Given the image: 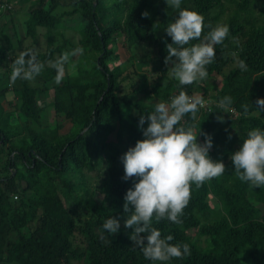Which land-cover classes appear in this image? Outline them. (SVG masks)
I'll return each mask as SVG.
<instances>
[{
  "label": "trees",
  "instance_id": "1",
  "mask_svg": "<svg viewBox=\"0 0 264 264\" xmlns=\"http://www.w3.org/2000/svg\"><path fill=\"white\" fill-rule=\"evenodd\" d=\"M8 2L30 5L22 40L13 41L0 30L3 52H12L8 62L15 67L20 54L28 53L25 59L35 56L41 67L33 79L21 77L18 82L11 80L12 68L0 75V97L8 91L10 109L13 106L19 115L16 121L10 109L5 112L0 107V264H161L146 259L128 238L132 230L124 227V221L131 211L124 210V195L137 178L122 179L120 158L143 139L138 121L154 111L150 99L175 89L202 91L199 98L207 106L198 107L200 118L192 125L193 117L186 114L180 127L194 128L196 134L200 131L202 143L203 134L212 137L209 156L225 162V173L199 186L192 184L179 223L153 218L151 227L159 229L162 237H173L169 243L190 248L189 255L163 264H264V187L251 192L229 158L248 131L264 129V114H255L257 98H264V0H182L181 8H191L204 17L201 37L186 46L204 41L218 23L229 27L223 43L214 46V61L206 66V78L222 77L218 89L207 86L204 79L180 85L166 75V44L164 49L161 41L166 37V43H171L164 29L178 10L174 13L165 0ZM145 11L147 18L141 15ZM73 14L71 28L77 38L65 32L66 18ZM114 35L130 45L129 53L134 44L142 50L158 49V82L120 91L136 67L147 66L150 56L134 50L126 65L110 66L117 59L107 48ZM37 45L45 51H37ZM4 58L1 51L0 60ZM240 59L246 62V71L237 66ZM69 63L75 74H61ZM162 84L164 91L158 93ZM142 89L150 99L132 102L125 98ZM50 90L55 91L52 107L56 116L63 115L71 123L63 135L56 129L39 128L37 106ZM225 96L232 99L230 110L218 104ZM115 129V141H109ZM124 136L130 147H119ZM97 165H104L106 179L90 187L85 172L94 171ZM255 199L260 205L253 204ZM112 216L121 224L113 235L102 229ZM192 228L196 239L186 235Z\"/></svg>",
  "mask_w": 264,
  "mask_h": 264
},
{
  "label": "clouds",
  "instance_id": "2",
  "mask_svg": "<svg viewBox=\"0 0 264 264\" xmlns=\"http://www.w3.org/2000/svg\"><path fill=\"white\" fill-rule=\"evenodd\" d=\"M5 1L3 9L9 16L13 12L11 5L30 6ZM165 3L178 10L175 18L164 29L166 36L171 38V43H166L165 57V64L171 65L168 67L169 75L180 85L203 80L208 75L206 66L211 64L216 56L214 46L223 43L229 35V27L226 24L218 25L208 33L204 42L186 46L190 41L201 37L204 17L198 12L181 8L182 0H165ZM141 15L147 18L149 13L145 11ZM0 16L6 15L0 12ZM73 32L72 36L77 38L75 31ZM120 39L127 43L118 35H114L112 41ZM108 44L107 48L112 51ZM134 45L142 49L137 44ZM104 52L102 50L99 56ZM26 56L28 53H21L15 60L11 75L12 82L21 77L33 79L39 73L41 66L35 62V56L27 60ZM6 59L8 60L7 56ZM237 66L241 71L247 70V64L242 59L238 60ZM157 75L156 69L145 65L136 67L135 72H132L121 85L128 84L137 88L141 84L146 88ZM161 86L158 93L164 89V85ZM149 90L152 91L151 87ZM142 92L145 90L142 89L140 93ZM201 93L194 89L180 92L175 89L174 92L169 93L168 99H164L169 104L159 103L146 117H140L138 127L142 129L140 130L143 139L138 140L134 147L129 145L130 148L120 158L124 170L122 179L127 181L129 178H137L124 195V210L131 211V215L124 221V227L132 230L128 238L146 259L159 261L161 264L172 258L189 255L190 248L187 244L169 243L173 237L171 235L162 237L159 229L151 227L153 218L157 222L167 219L179 223L183 209L189 203L192 184L199 186L225 173L224 163L209 156L213 147L212 137L203 134L205 138L201 144L197 142L200 131L196 134L192 128L178 126L180 121H184L186 114H191L190 116L193 117L192 125L200 118L201 113H197L199 108L207 106V101L199 98ZM157 98L161 97L156 96ZM218 104L222 109L230 110L232 99L230 96H225L218 101ZM256 105L257 112L264 111V98H257ZM145 123L147 127H144ZM112 134L116 136V129L109 136ZM108 139L115 141L110 137ZM230 160L238 178L251 186V192H254L255 188L264 187V129L255 128L248 131L246 138L239 149L232 153ZM13 197L16 199V196ZM212 197L213 195H209L208 198L212 199ZM253 204L260 205L256 199ZM121 206L120 201L118 207ZM120 228V221L113 216L102 224V229L111 235L118 233ZM188 231L189 229L186 230L187 236H189Z\"/></svg>",
  "mask_w": 264,
  "mask_h": 264
},
{
  "label": "rangeland",
  "instance_id": "3",
  "mask_svg": "<svg viewBox=\"0 0 264 264\" xmlns=\"http://www.w3.org/2000/svg\"><path fill=\"white\" fill-rule=\"evenodd\" d=\"M4 2H6V1L5 0L1 1L2 5L0 6V12L6 16H9V15H7V13L4 12L5 11L3 9V3ZM43 4H46V3H43ZM66 6H68V5H66ZM8 7H9V5L6 7V9H8ZM10 7L13 10L11 16H9V17L0 16V30L2 31V33L6 34L9 37V39H11L13 41H19V40H22L24 37L23 23H24L25 19L27 18V15H28L30 10L29 11L26 10V8L28 7L27 5H24V6L16 5V7L11 5ZM168 7L170 9H172L174 13L177 12V10L173 9L172 7H170V6H168ZM186 9L191 10V8H186ZM149 11H150V9H149ZM56 13H60L59 10H57ZM74 17H75L74 14L72 16L67 17V18L65 17L68 20L65 23V26L67 27V29L65 30L66 35L68 34L69 36H72L74 34L73 29L71 28L74 23L72 20H70L71 18H74ZM218 24L222 25L221 23H218ZM166 41H167L166 37H164V39L161 41L164 49H165ZM202 42H204V41H202ZM43 46L37 45L36 46L37 51H40V52L45 51V47H43ZM108 47H110L112 49L113 53L115 55H117V59H115L114 61L109 63L110 66L121 65L123 67L124 65H126V63H127L126 61L130 57V55L131 54L133 55L134 50L137 54H140V55L143 54V56H145L147 58L150 56L149 61L147 62V67L152 68V69H156L158 67V62L160 61V58H161V56L158 52V49L156 47L146 48V50H142L139 47H136L135 45H133V46H131V52L129 53L128 51H129L130 45L127 43H124L122 39H120L119 41L115 40V41L109 42ZM147 49H148V52H147ZM3 50H5V41H4L3 37L0 35V52L2 51V53H4L7 57H9V55L12 54V52H10V51L3 52ZM17 50H18V48L15 47L14 51H17ZM232 55H235V52H233ZM72 66L73 65L71 63L67 64V66H65V68H62V70H60V73L64 74V75L75 74V70L73 69ZM169 67H171V65H169ZM11 68H12V71H11V73H12L14 67L12 66V64H10L8 62V60L6 58H4L3 60H0V75L3 74L7 70L10 71ZM166 75L168 77H170L169 71H167ZM153 79L155 82H158L157 76H155ZM16 81L18 82L19 78H17ZM32 81H34V80H32ZM136 81H137V79H136ZM203 83L207 84V86L211 87L212 89L213 88L218 89L222 84V77L220 75L214 74L212 77L204 78ZM10 85H13V83H10ZM125 86L127 87L128 84H124L123 86L121 85L122 88L120 91H124L126 89ZM9 88H11V87H9ZM212 89L209 90L210 93H214L211 91ZM163 91H164V89H163ZM199 92H202V91L199 90ZM249 93L250 94L252 93L250 88H249ZM4 94L0 97V107H1V111L8 112L10 109L9 101L12 100V97H11V94L8 93V91H6ZM54 95H55V91H52V90L47 91L41 97V99L39 101V107L37 106V108L39 109V114L41 115V118H40L41 127H39V128H41V129H48L49 128L51 130L56 129L58 135H63L69 130L71 123L67 122V120L64 121L63 115L56 116L55 111L53 110V107H52ZM52 96H53V98H52ZM144 97H148V96H145V92H142L141 94L139 93L136 96H130V95L125 96V98L127 100H131L132 102L137 101L139 98L142 99ZM148 98L150 99V97H148ZM164 99H168V95L162 97V99L161 98L150 99L151 100L150 105L153 104L155 106L159 103L169 104ZM233 110H234V108H233ZM10 111L13 112V118L15 117L14 119L16 121H18L19 115L16 114L17 112L13 111V106L11 107ZM255 114H257V115L261 114L262 115V114H264V111H261L260 113L255 112ZM59 123H62V127L59 125ZM181 123L182 122L180 121L178 126H180ZM58 125H59V127H58ZM192 130L195 132L194 128ZM43 137L45 139L47 138L45 134L43 135ZM109 137H110V139H115L114 134L110 135ZM125 141H126V139H124V141H123L124 143L120 144L119 147L125 148V147L130 145L129 143H125ZM197 142L202 144L199 136H197ZM236 150H238V149H236ZM231 155L232 154H230L229 158L231 157ZM222 162L225 165V162L224 161H222ZM105 179H106V170H105L104 165H97L96 168L94 169V171L85 172V180L89 181L90 187H92L93 184L99 182L100 180L103 181ZM217 206L218 205H215V207H217ZM188 235L193 239L197 238L196 230L194 228L189 229Z\"/></svg>",
  "mask_w": 264,
  "mask_h": 264
}]
</instances>
